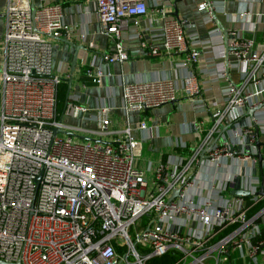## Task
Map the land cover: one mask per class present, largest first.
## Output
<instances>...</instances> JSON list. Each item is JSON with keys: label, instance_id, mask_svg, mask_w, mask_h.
Wrapping results in <instances>:
<instances>
[{"label": "built area", "instance_id": "built-area-1", "mask_svg": "<svg viewBox=\"0 0 264 264\" xmlns=\"http://www.w3.org/2000/svg\"><path fill=\"white\" fill-rule=\"evenodd\" d=\"M96 1L101 33L115 42L103 60L124 64L130 56L121 34L131 24L139 27L153 10L145 0ZM208 10L206 4L199 7L201 12ZM156 13L159 35L144 47L153 57L183 55L176 68H189L191 73L181 91L173 80L126 85L127 114L174 103L181 92L192 102L203 94L193 70L200 62V52L193 47L199 38L188 36L186 21L169 17L164 8ZM0 18L6 20L0 73L1 261L147 264L171 256L172 264H264V194H258L264 177L251 151L258 124L264 122V87L244 93L248 79L243 84L230 81L223 88L220 106L210 111L214 127L206 141L220 132L224 122L232 123L245 110H254L252 126L236 130L233 138L247 140L248 149L236 150L234 141L214 143L205 154L194 151L188 159L160 163L148 180L147 172L136 166L140 142L130 126L111 130V108L97 110L96 131L64 123L88 109L70 98L66 108L58 111V88L64 80L54 73L53 46L75 33L74 27L65 24L62 8L31 9L26 0H8ZM228 35L227 44L219 29L208 33L207 48L223 50L219 55L223 67L209 74L216 80L229 78L228 70L235 62L241 73L254 76L261 71L264 76V48L258 50L252 39L237 31ZM85 39L86 34L81 35ZM86 76L98 86L105 73L89 69ZM206 107L205 103L195 105V109ZM138 127L148 129L145 121ZM201 157L217 167L222 158L238 161L239 171L229 172L226 182L243 179L250 199L228 197L223 204L219 197L224 191L215 186L205 194V184L198 181Z\"/></svg>", "mask_w": 264, "mask_h": 264}, {"label": "crops", "instance_id": "crops-1", "mask_svg": "<svg viewBox=\"0 0 264 264\" xmlns=\"http://www.w3.org/2000/svg\"><path fill=\"white\" fill-rule=\"evenodd\" d=\"M26 1L31 9L43 5H59L63 11L65 24L75 28V33L71 38H62L54 42L52 60L56 75L61 76L67 82L76 53L71 44L84 48L79 52L71 91L69 94L67 91L64 108H66L68 100L72 98L76 103L85 105L88 111L82 113L78 119H64V123L75 128L96 131L97 123L93 118H97V110L103 106L111 108V121L113 122L111 130H121L130 126L133 137L140 142L141 147L138 150L139 157L136 166L147 172L148 180H151L160 163H176L181 158L188 159L194 151L205 154L206 150H209L214 143L234 141L236 150L248 149L242 137L237 140L233 138L236 130L242 132L252 126L251 118L255 111L245 110L236 121L224 122L220 132L214 133L211 140L206 141L208 134L214 127L210 111H213L218 105L220 106L223 88L230 81L243 84L248 79L244 93L248 90L255 93L264 87V76L261 71L254 76L241 73V68L232 62L234 66L228 70L230 79L216 80L209 72L211 73L214 68L223 67L219 58L223 50L217 48L211 51L207 48L210 44L208 33L213 29H219L225 39L220 27L226 30L228 34L231 31H237L243 38L252 39L257 49L262 50L264 48V0H145L149 10H153L152 14L143 18L139 27L131 24L121 34L120 41L129 54L130 60L124 64L115 63L113 65L103 60V54L112 52L115 42L101 33L96 0ZM203 4L209 6L208 11H199V7ZM7 6L8 0H0V13H4ZM158 8L167 10L171 18L186 21L187 35L199 38L193 47L200 52V62L193 67V70L202 82L203 94L201 99L192 102L187 100L185 94L181 92L178 100L174 103L143 113L127 114L124 110L123 101V91L126 85L173 80L178 84L181 91L184 78L191 73L189 68H176V65L184 61L183 55L153 57L149 50L144 47V44H149L153 41L152 38L156 39L159 35L161 26H158L159 23L155 20ZM5 26L6 20L0 18V73L4 62ZM83 34L87 36L84 41L81 40ZM225 45L227 44L225 43ZM224 49L227 50L226 47ZM89 69H100L105 73L101 85H94L87 78L86 72ZM2 97L0 84L1 107ZM199 103H205L207 107L195 109V105ZM143 121L147 123V130H141L138 127L139 123ZM258 127V139L263 144L260 149L263 157V164H260L261 177L263 178L264 122H260ZM253 150L258 152L255 146L251 149L252 152ZM200 160L203 163H201L202 166L199 164L201 167L198 170V181L205 184V194L212 186H215V188L224 191L219 197L223 204L228 200V197H231L232 200L241 198L248 201L250 199L249 187H246L243 179L238 177L234 183L226 182L229 172L236 175L239 171L238 161L233 162L229 158H222L219 167H217L210 165L207 157L205 159L201 157ZM236 192L241 194L235 195ZM258 194H264L262 184L258 188ZM257 208L255 207L251 211V215L255 213Z\"/></svg>", "mask_w": 264, "mask_h": 264}, {"label": "water", "instance_id": "water-1", "mask_svg": "<svg viewBox=\"0 0 264 264\" xmlns=\"http://www.w3.org/2000/svg\"><path fill=\"white\" fill-rule=\"evenodd\" d=\"M220 28H221L224 36H225L226 43L228 44V42H229L228 32L226 30H224L222 27H220ZM71 46L75 48L76 53L74 55V59H73V62H72L71 71H70V77H69V79L67 81V83H68V94L71 91V87H72V83H73V75L75 73V68H76V64H77V61H78L79 52L81 50H84L83 47H80V46L78 47V46H76L74 44H71ZM229 51H230V48H228V52ZM251 114H252V112H251ZM256 137H257V139H256V143H255V148L258 149V152H256V150H253V152L255 153L256 157L258 158L260 164L262 165L263 164V157H262V154L260 152V149L263 146V144L258 139V130L256 132ZM246 143H247V140H246ZM234 194L237 195V194H241V193L240 192L239 193L236 192ZM0 264H13V263H7V262H4V261L0 260ZM16 264H19V263H16Z\"/></svg>", "mask_w": 264, "mask_h": 264}, {"label": "trees", "instance_id": "trees-1", "mask_svg": "<svg viewBox=\"0 0 264 264\" xmlns=\"http://www.w3.org/2000/svg\"><path fill=\"white\" fill-rule=\"evenodd\" d=\"M68 91V84L63 81L58 89V111H61L65 105V98ZM174 262L171 256H165L150 260L147 264H172Z\"/></svg>", "mask_w": 264, "mask_h": 264}, {"label": "rangeland", "instance_id": "rangeland-1", "mask_svg": "<svg viewBox=\"0 0 264 264\" xmlns=\"http://www.w3.org/2000/svg\"><path fill=\"white\" fill-rule=\"evenodd\" d=\"M0 108H1V104H0ZM0 114H1V111H0ZM146 170H148V169H146Z\"/></svg>", "mask_w": 264, "mask_h": 264}]
</instances>
